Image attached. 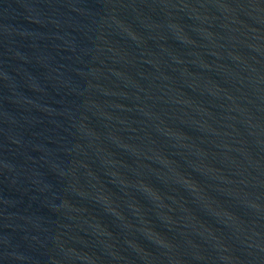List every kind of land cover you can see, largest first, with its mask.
I'll return each instance as SVG.
<instances>
[{
    "label": "water",
    "instance_id": "water-1",
    "mask_svg": "<svg viewBox=\"0 0 264 264\" xmlns=\"http://www.w3.org/2000/svg\"><path fill=\"white\" fill-rule=\"evenodd\" d=\"M0 264H264V0H0Z\"/></svg>",
    "mask_w": 264,
    "mask_h": 264
}]
</instances>
